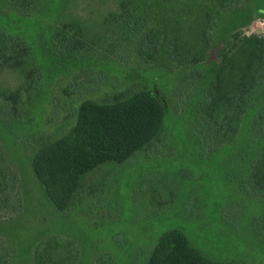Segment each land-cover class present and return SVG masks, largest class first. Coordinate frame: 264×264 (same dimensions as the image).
<instances>
[{
  "label": "trees",
  "instance_id": "16d2710c",
  "mask_svg": "<svg viewBox=\"0 0 264 264\" xmlns=\"http://www.w3.org/2000/svg\"><path fill=\"white\" fill-rule=\"evenodd\" d=\"M68 3L59 0L61 13H67ZM3 4L31 16L36 0H0V7ZM100 6L95 9L101 16L98 27L61 25L52 41L40 38L54 48L43 46L39 53L0 27V76L8 73L17 79L13 86L0 79V106L3 102L12 111L5 120L0 118V135L6 138L7 132L21 129L26 116L41 117L49 88L66 75L94 71L106 77L105 60H136L164 69L191 87L194 137L214 148L239 140L236 158L246 164L253 192L263 195L264 36L243 30L264 16V0H102ZM63 91L71 97L80 87ZM168 109L159 90L139 81L101 99H80L60 133L41 131L28 142L31 175L43 199L66 212L85 194L102 189L94 178L85 177L100 166L124 164L161 142ZM6 155L0 142V206L7 204L5 197L18 182ZM17 195L12 204L20 209ZM9 255L0 239V264H9ZM80 255L72 240L55 236L36 245L32 260L78 264ZM146 255L144 264H235L206 257L181 230L162 235Z\"/></svg>",
  "mask_w": 264,
  "mask_h": 264
},
{
  "label": "rangeland",
  "instance_id": "374dc122",
  "mask_svg": "<svg viewBox=\"0 0 264 264\" xmlns=\"http://www.w3.org/2000/svg\"><path fill=\"white\" fill-rule=\"evenodd\" d=\"M101 1L68 0L69 14H65L59 10V0H36L31 16H21L3 4L0 27L22 37L35 52L43 46L53 49V44L43 45L40 38L52 41L66 24L95 29L101 23L100 11L95 12ZM243 31L264 36V16L256 17ZM104 65L107 79L94 71L66 75L49 88L41 117L26 116L22 130L7 132V139L0 135L6 159L18 177L15 191L5 197L7 204L0 206V239L9 249V264H33L36 245L55 236L79 247L78 264H144L146 253L172 230L184 232L210 259L264 264V194L253 192L247 183L246 164L236 158L239 140L221 148L198 142L193 134L191 87L174 74L136 60L126 64L109 59ZM0 79L10 86L17 83L8 73ZM134 81L156 88L168 102L162 141L124 164H106L87 175L86 180L94 178L103 188L79 198L70 211L49 206L31 175V136L41 131L60 133L80 99H101ZM77 84L80 92L71 97L64 94L65 88L74 91ZM10 113L1 102L0 118L5 120ZM17 193L20 209L12 204Z\"/></svg>",
  "mask_w": 264,
  "mask_h": 264
}]
</instances>
